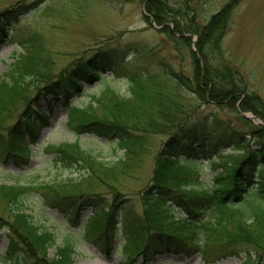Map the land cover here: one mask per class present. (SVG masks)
<instances>
[{
  "label": "trees",
  "instance_id": "trees-1",
  "mask_svg": "<svg viewBox=\"0 0 264 264\" xmlns=\"http://www.w3.org/2000/svg\"><path fill=\"white\" fill-rule=\"evenodd\" d=\"M139 1L146 22L154 21L170 40H180L189 49V75L170 67L155 72L131 66L103 46L80 55L52 76L43 36L33 30L17 42L21 51L9 66L8 81H0V143L5 132L10 144L8 154H26L21 143L31 135L37 136V126L46 120L39 109V98L59 99L67 111V126L75 135H93L114 142L123 151L122 157L102 162L77 141L55 145L52 148L57 162L64 169L78 168L82 175L39 187L53 207L71 220L77 221L81 212L90 208L83 231L100 241L104 249L120 251L126 257L124 264L155 249L197 254L207 264L241 255L247 264L263 262L264 126L254 125L240 113H251L264 121V100L250 93L238 71L220 60L222 39L242 0H227L205 24L193 29L197 35L194 50L191 38L182 34L192 0H182L186 11L174 10L167 0ZM36 4L18 2L13 9L0 12V43L9 37V26ZM192 20H188L191 27ZM169 22L179 34L172 33ZM104 77L122 78L125 94L106 87L86 106L70 103L85 85H94ZM29 90H35V94L30 96ZM203 102L234 112L242 122L241 128L214 120L205 123L200 134L199 128L189 130L187 124ZM16 111L19 114L14 122L5 126ZM147 135L163 136L166 141L154 157L149 185L140 194V210L120 208L123 197L112 185L148 153ZM200 160L207 161L215 172L209 182L200 180ZM86 179L89 181L81 185ZM98 187L115 194L112 204H104L93 192ZM37 188L0 184V199L9 210L7 219L0 218L8 242L1 264H75L70 243L56 247L49 257L53 233L41 231L23 212V199ZM118 236L124 242H118L115 248L112 243Z\"/></svg>",
  "mask_w": 264,
  "mask_h": 264
},
{
  "label": "rangeland",
  "instance_id": "rangeland-1",
  "mask_svg": "<svg viewBox=\"0 0 264 264\" xmlns=\"http://www.w3.org/2000/svg\"><path fill=\"white\" fill-rule=\"evenodd\" d=\"M37 1L34 9L23 13L9 26L8 38L0 43V81H8L7 72L14 58L21 49L17 42L33 30L43 36V45L49 62L51 75L56 76L68 68L80 55H89L95 49L108 46L110 52L123 57L124 63L131 66L146 68L148 71H161L170 67L181 71L184 75L190 72L189 49L180 40L172 41L165 29L154 21L146 22L142 17L143 4L139 0H0V12L12 9L17 3L28 4ZM174 10L181 8L188 11V18L182 24V34L191 38V48L197 41L193 29L207 22L209 17L220 9L227 0H194L190 9H184L182 0H167ZM193 11V13H191ZM192 20V27L188 20ZM173 34L174 23L167 24ZM188 30V31H187ZM178 38V36H176ZM221 63L238 71L247 83L250 93H255L264 100V0H242L235 8L230 25L222 39ZM219 60V61H220ZM217 63V61H215ZM31 85V81H28ZM42 85L38 83L37 86ZM29 87V88H30ZM106 87L119 90L125 94L126 85L122 78H106L94 85H85L82 92L73 96L70 103L86 106L99 96ZM35 90H29L33 96ZM108 97H105L106 101ZM39 109L45 114L46 120L37 126V136L25 138L20 147H26L27 153L18 157L8 154L10 145L5 132L0 143V184H22L32 188L23 199V212L31 216L35 226L41 231H49L54 235V243L48 250V256L54 255L56 247L70 243L74 247L75 264H124L126 257L120 251H107L102 243L88 236L83 231V221L91 215L88 208L81 212L78 220H71L60 209L53 207L46 197L43 184L59 183L68 178L74 179L82 175L81 170L64 169L56 159L52 148L62 143L77 141L82 149L97 157L98 161L111 162L123 155L114 142H106L93 135L77 136L67 126V111L59 99L50 97L39 98ZM19 112L12 113L13 119L5 126L14 122ZM98 109L95 115H99ZM251 113L241 112L240 115ZM253 116V115H252ZM214 120L222 124L234 123L241 128L242 122L237 120L234 112L219 108L212 103H200L195 116L187 124L189 130L211 124ZM249 120L258 125L264 121L256 118ZM261 121V122H259ZM202 134V133H201ZM148 153L136 161L124 176H119L113 187L123 197L118 207L130 206L140 210V194L150 182L154 157L161 149L166 137L147 135ZM191 140V139H190ZM198 170L200 180L209 182L215 172L207 161H201ZM89 179L82 180L81 185ZM95 190V191H94ZM93 192L102 197L104 204H112L116 199L114 193L104 187ZM8 206L0 199V218L5 220L9 214ZM4 222V221H2ZM0 225V264L7 247L6 227ZM124 242L120 236L114 238L112 246ZM145 258V259H144ZM254 257L252 256V259ZM131 264H207L199 255L187 256L179 251L151 250L150 254L137 256ZM210 264H247L244 255L227 257ZM249 264H264L250 262Z\"/></svg>",
  "mask_w": 264,
  "mask_h": 264
},
{
  "label": "water",
  "instance_id": "water-1",
  "mask_svg": "<svg viewBox=\"0 0 264 264\" xmlns=\"http://www.w3.org/2000/svg\"><path fill=\"white\" fill-rule=\"evenodd\" d=\"M242 116L246 117V118H251V119H255L252 115H247V114H242ZM260 122V121H259Z\"/></svg>",
  "mask_w": 264,
  "mask_h": 264
}]
</instances>
